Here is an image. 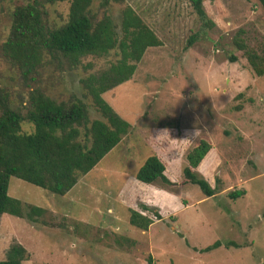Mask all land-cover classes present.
Segmentation results:
<instances>
[{
    "label": "rangeland",
    "instance_id": "374dc122",
    "mask_svg": "<svg viewBox=\"0 0 264 264\" xmlns=\"http://www.w3.org/2000/svg\"><path fill=\"white\" fill-rule=\"evenodd\" d=\"M69 3L56 0L47 6L52 24H63ZM101 3L94 0V11ZM108 3L106 12L115 23L130 7L162 42L146 50L130 81L102 95L131 126L128 137L63 197L10 178V198L46 213L35 222L2 215L0 261L18 245L22 264H264V75L256 76L235 46L264 55V10L256 0H202L211 22L205 26L190 0ZM13 8L8 0L0 2V45L9 34ZM191 38L195 42L189 46ZM117 59L113 53L87 57L72 71L49 64L38 84L59 100L80 97L79 80ZM31 84L25 85L0 55V88L13 104L26 100ZM90 115L99 118L92 109ZM171 129L184 133L177 137L180 145L201 131L211 143L213 151L197 170L216 189L211 197L184 183L183 150L176 139L168 145L174 159L165 162L175 185H151L156 192L137 187L138 170L155 156L154 137L161 144L153 134L167 137ZM22 131L32 128L25 125ZM236 191L243 195L234 200L230 194ZM142 192L164 215L145 232L128 223L129 197L140 199ZM216 242L221 247L200 252Z\"/></svg>",
    "mask_w": 264,
    "mask_h": 264
},
{
    "label": "trees",
    "instance_id": "16d2710c",
    "mask_svg": "<svg viewBox=\"0 0 264 264\" xmlns=\"http://www.w3.org/2000/svg\"><path fill=\"white\" fill-rule=\"evenodd\" d=\"M3 1L6 0H0ZM8 1L14 8L9 34L0 45V55L18 70L25 85L32 83V88L26 100L20 98L17 105L12 103L10 94L0 88V218L7 214L35 222L46 211L10 198L7 194L9 179L16 178L58 197L70 192L131 129L102 95L130 81L146 50L161 47L162 42L130 7L120 11L118 24L115 23L105 9L108 0H103L97 11L93 9L94 0H70L67 18L57 26L51 23L47 10L56 0ZM256 1L264 10V0ZM190 3L198 19L205 26L211 24L202 0H190ZM194 42L195 38H191L188 45ZM235 46L244 51L256 76H263L264 55L249 51L242 44ZM111 53L118 57L114 63L79 80L80 97L71 95L59 100L47 95L38 84V78L49 64L56 70L61 71L66 66L72 71L87 57L101 58ZM230 60L236 61L235 58ZM90 109L99 118L92 119ZM25 125H29L32 132L23 133ZM176 132L181 138L182 131ZM188 142L182 156L183 181L196 185L203 196L211 197L216 189L212 190L197 170L205 156L213 151L212 145L203 131L196 138L189 137ZM164 172V164L153 156L143 163L135 178L145 185L174 186ZM242 195L243 192L236 191L230 197L236 200ZM128 212L129 225L142 232L164 217L144 205H139L137 210L129 208ZM219 247L221 244L216 242L200 252ZM18 252H21L18 245L11 246L7 252L10 258L0 264H22V259L16 257Z\"/></svg>",
    "mask_w": 264,
    "mask_h": 264
},
{
    "label": "crops",
    "instance_id": "0c3cea01",
    "mask_svg": "<svg viewBox=\"0 0 264 264\" xmlns=\"http://www.w3.org/2000/svg\"><path fill=\"white\" fill-rule=\"evenodd\" d=\"M131 127V126H130ZM172 132H174L175 134H176V136H174V134L172 133ZM170 133H171V135H167V137L166 136H164V135H160V134H164V133H160L159 135L155 132L154 134H153V136H159V138H160V140H161V144H159V146H157L156 145V142H155V137H154V142H153V147H154V153H155V156L164 164V166H165V162H167V161H171L172 159H174L173 157L174 156H171V153L169 152V148H168V145H171V142L172 143H174L173 141H175V139H176V144H177V146H180L181 148H182V150H183V152H184V150L186 149V147H187V145L189 144V138L188 139H186L185 137H184V139H183V143L182 144H184L185 142L187 143L186 145L184 144V145H180L179 144V141L177 140V137L179 138V136L177 135V132L174 130H172L171 129V131H170ZM163 137V139L161 138V137ZM184 136V133L182 132V136H181V138ZM128 137V136H127ZM172 139H174V140H172ZM172 140V141H171ZM170 157H172V158H170ZM167 169H166V167H165V172H164V175L166 176L167 175V171H166ZM199 170V169H198ZM166 178H168V180L170 181V182H175V181H173L174 179L171 177V176H166ZM138 188H140V189H143V190H147V189H152L153 191H157V189H153V187H151V185H145V184H141L140 182H138ZM158 186V185H157ZM155 187V186H154ZM139 189H137V191H138ZM145 193L144 192H142L141 193V196H140V199H138V198H132V197H129V199H131L130 200V204H128V206H127V208H132V209H134L135 210V208H136V210H137V208H139V205H144V206H148V207H152L151 205H150V203H148L149 201H148V196H145L144 195ZM121 200L123 201L124 200V197L123 198H121ZM132 201H133V203L134 204H132Z\"/></svg>",
    "mask_w": 264,
    "mask_h": 264
}]
</instances>
